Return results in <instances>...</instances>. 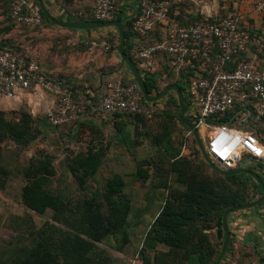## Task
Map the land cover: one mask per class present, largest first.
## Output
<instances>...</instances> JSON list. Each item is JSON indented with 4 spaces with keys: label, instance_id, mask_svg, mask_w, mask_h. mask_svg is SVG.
<instances>
[{
    "label": "rangeland",
    "instance_id": "374dc122",
    "mask_svg": "<svg viewBox=\"0 0 264 264\" xmlns=\"http://www.w3.org/2000/svg\"><path fill=\"white\" fill-rule=\"evenodd\" d=\"M13 1L0 0V38L16 26L30 31L36 29L16 24L11 19ZM236 2L238 0H181L179 4L187 14H200L204 18L203 12L207 11L212 14V19L218 20L235 13L233 6ZM85 8L90 14L92 7ZM0 45L13 47L6 42H0ZM175 81L174 76L163 74L158 81L159 91ZM169 93L157 105L142 107L147 111L143 113L142 122L132 123L124 118L126 127L122 131L116 130L119 119L93 112L57 128L48 125L42 117L27 123L26 129L19 128L22 114L26 113L23 109L3 113V121L11 124L13 129H5L6 135L0 138V264H29L34 253L42 254L43 258L54 253L55 257L62 246L67 248L77 234L82 200H94L101 206L102 213L107 211L104 188L114 175H119L124 181V194L131 203L124 229L128 244L118 252L113 239L107 238L95 245L91 256L100 258L104 264H132V260L137 259L139 250L132 252V238L137 242L142 240L167 195V190L158 186L167 181L171 189L180 188L175 184L174 176L167 175L169 158L155 144L154 137L170 133L174 148L181 149L180 154L188 156L195 151L194 145L184 140L185 127L178 122L180 107L177 96L173 91ZM94 101L96 105L99 98ZM250 125V129L239 130H258L264 136L262 124L250 121ZM16 129L27 133L13 138L9 133L16 134ZM198 132L206 146L208 138L200 130ZM76 155H97L92 161L96 172L84 187L68 168L70 158ZM34 166L39 171L35 180L39 188L35 194H39V190L46 195L43 213L36 212L22 200L24 186L32 181L30 172ZM259 168V164L250 165V169ZM137 170L146 171L149 179L138 178L135 175ZM244 184V198L259 199L252 181L244 180ZM56 202L64 204L60 212L56 210ZM42 239L46 241L45 246L49 242L45 249ZM50 260L44 259V262Z\"/></svg>",
    "mask_w": 264,
    "mask_h": 264
},
{
    "label": "built area",
    "instance_id": "2783aa9c",
    "mask_svg": "<svg viewBox=\"0 0 264 264\" xmlns=\"http://www.w3.org/2000/svg\"><path fill=\"white\" fill-rule=\"evenodd\" d=\"M170 5L167 0H136L128 13L134 18L129 31L140 40L133 52L135 62L143 72L153 73L156 56L164 54L177 75L185 68H198L199 77L190 87L193 96L187 114L208 138L204 148L212 163L221 170H234L263 161L264 137L239 129H250V121L256 124L264 118V68L259 66L264 56V34L251 35L240 26L235 13L214 22H189L185 15L186 23H179V11L171 17ZM255 10L264 11V0L256 4ZM92 14L95 22L113 21L117 14L114 0H96ZM11 19L36 29L43 25L39 7L27 0L12 2ZM156 27L162 41L143 46L141 39ZM90 46L110 49L108 42L92 41ZM107 87L92 112L104 117L147 113L141 107L142 94L136 83L126 85L120 79ZM21 92H44L53 98L45 113L52 126L79 118L89 104L76 102L71 87L46 74L37 57L0 48V99L11 100ZM230 113L234 115L228 120Z\"/></svg>",
    "mask_w": 264,
    "mask_h": 264
},
{
    "label": "trees",
    "instance_id": "16d2710c",
    "mask_svg": "<svg viewBox=\"0 0 264 264\" xmlns=\"http://www.w3.org/2000/svg\"><path fill=\"white\" fill-rule=\"evenodd\" d=\"M167 1L171 4V17H173L176 10L179 11V16L176 17L179 23H186L183 19L185 15L189 17V22L204 19L201 16L187 14L184 11L183 6L173 0ZM114 2L117 8V14L114 17V20L122 21L125 29L126 40L124 51L142 73L149 95L154 96L160 92L158 89V81L163 74L172 75L177 79L173 84H177L184 95H186L187 92L189 93L190 96L187 97L186 95V97L191 104L193 94L190 87L193 84V81L198 79V73H200L199 69L197 68L194 70L192 68H185L177 75L172 68L168 66L167 57L164 54H159L156 56L155 60L161 63V68L154 70L153 73L143 72L140 66L135 62L133 56V52L136 48H130L127 43L131 36L129 29L134 18H132V16L122 17V15L126 14L130 8H128L125 3L120 4L116 1ZM30 5L37 6V3L35 0H30ZM93 8L91 9L90 16H79L78 19L86 22H95L92 14ZM11 12L12 3L10 6V17ZM41 16L43 24L54 25L48 21L42 13ZM208 20L214 22L212 19ZM250 34L255 35L259 33L250 32ZM141 40L143 46L162 41L160 29L156 27ZM0 48L9 47L0 45ZM9 49L19 53L11 47ZM130 51H133L132 54ZM242 57H245V55ZM261 59H264V56ZM259 66L260 68H264L261 62ZM121 80L123 84L126 85L135 84L133 77L130 81L125 79ZM70 87L73 91V98L76 102H89L87 112L79 118L71 121L74 122L88 116L89 113H92L91 108L94 106L93 102L95 101L90 102L85 95L77 93L78 90L76 86L70 84ZM169 95L170 93L165 97H168ZM157 104L158 102L146 103L142 97L141 107H152ZM3 115L4 114L0 112V138L6 135L4 134L5 129H7V131L13 129L11 124L3 121ZM233 115V113H230L227 116V119L230 120ZM143 116L142 113L113 116V119L116 118L120 120L117 122L118 126L116 127V130L122 131L126 127V120H124V118L132 121V123H138L143 121ZM36 120L38 119H34L29 113H23L22 119L20 120L21 124L19 122V128L26 129L27 123H33ZM256 124H262L264 128V118L256 122ZM60 126L52 127L57 128ZM15 132L16 134H14V132L9 133L10 136L13 138L18 136L23 137L27 133L25 130L24 132L23 130L18 132L17 129ZM183 137L184 140H189L194 145L195 151L190 152L193 154L188 156L180 154L181 149L174 148L170 133L154 137L155 144L163 149L169 158L167 162V175L174 176V182L180 188L171 189V187L167 185V181L158 186L159 188L167 190V195L164 198L158 213L151 220L142 240L137 242L132 238V252L136 253L139 250L138 257L145 264H214L220 254L223 243L224 234L222 231L221 220L224 213L231 208L248 204L253 201V199L246 200L243 196L242 189H245L246 186L244 180L252 181L257 194H262L260 185L255 183V180L249 175L240 174L222 176L212 170L203 160L193 136H187L186 129L184 130ZM96 156L97 155H76L69 160L68 168L72 174L78 177L81 187H84L86 181L92 178L96 172L95 167L92 164V161ZM259 166V169H263L264 167L261 164H259ZM250 170L254 172L258 169ZM38 173V167L34 166V170L30 172V178H32V181H29L28 185L24 186L22 200L28 207H31L36 212L43 213L46 207V195L39 190L37 192L39 194H35V191L39 188L38 182L35 181L36 178H38ZM135 175L142 180L149 179V174L146 171L137 170ZM124 186V181L119 175H114L107 181L103 194V198L108 204L105 213L101 212V206L94 200H82L80 204L81 215L79 218L77 234L73 237V240L67 248L62 246L55 257L54 253H49L44 258L42 257V254L34 253L30 257L31 262L29 264H104L100 258H93L91 252L96 244L103 242L107 238L113 239L115 249L120 252L123 247L128 244L124 229L131 211V203L124 194ZM56 205V210L60 212L64 204L62 202H56ZM211 224H213V227ZM211 227L212 229H216L215 235H209L210 230H212ZM42 244L45 249L49 242L45 246L46 241L42 239ZM160 248H164L165 251L160 250ZM52 257H54V259H52ZM44 259L51 260L48 263H45Z\"/></svg>",
    "mask_w": 264,
    "mask_h": 264
},
{
    "label": "crops",
    "instance_id": "0c3cea01",
    "mask_svg": "<svg viewBox=\"0 0 264 264\" xmlns=\"http://www.w3.org/2000/svg\"><path fill=\"white\" fill-rule=\"evenodd\" d=\"M27 1L30 3V0ZM114 1L120 4L125 3L130 8L122 17L133 11L136 4V0ZM180 1L178 0L177 3L179 4ZM259 1L238 0L234 3L233 8L243 29L264 34V11L255 10ZM43 2L54 18L67 23L86 22L78 18L79 16H89L85 7L93 8L94 5V0H43ZM203 15L206 17L204 19H212V14L207 11L203 12ZM92 41L98 44L108 42L110 49L104 50L99 46L91 47ZM0 42L11 44L13 46L11 48L22 55L37 57L45 73L65 81L69 86L70 84L76 86L77 93L85 95L90 102L103 97L108 91L107 86L110 82L120 79L132 80L130 71L122 63L117 52L119 36L115 27L79 30L62 28L55 24H43L41 28L30 31L16 26L14 30L5 32L1 36ZM127 43L130 48H136L140 44V40L131 35ZM132 52L130 51L131 54ZM259 62L264 67V59L260 58ZM160 64L155 60V70L161 68ZM186 95L190 96L188 92ZM186 95L184 96L187 99ZM52 103L53 98L44 92L33 94L21 92L14 99H0V112L7 114L23 109L34 119L45 118L46 110ZM186 117L191 119L188 114ZM255 132L260 135L257 130ZM251 164L264 166V160L250 163L245 168L250 170ZM254 173L264 184V167ZM255 183L259 184L256 180ZM261 196L262 194L259 195V198ZM227 224L231 238L220 264H264V201L254 208L230 214ZM215 230H210V233L215 235ZM160 250L165 251L164 248H160ZM136 258L132 260V264H145L138 256Z\"/></svg>",
    "mask_w": 264,
    "mask_h": 264
},
{
    "label": "water",
    "instance_id": "95a60500",
    "mask_svg": "<svg viewBox=\"0 0 264 264\" xmlns=\"http://www.w3.org/2000/svg\"><path fill=\"white\" fill-rule=\"evenodd\" d=\"M35 2L37 3V6L39 7L43 16L48 21H50L51 23H53L59 27H62V28L91 30V29H102V28H107V27H115L118 31V36H119L117 52L121 58L122 63L125 64L126 67L128 68V70L130 71L135 83L137 84V86H138V88L142 94L144 101L146 103H155V102H158L161 99H163L169 92H171V91L175 92L177 99H178V102H179V107H180V114L178 117V122L181 125H183L191 133L203 160L209 165V167L222 176L246 174V175H249L252 178H254L260 184L263 193H262V196L258 200H255V201L250 202L248 204L236 206L234 208L227 210L224 213L222 220H221L222 231L224 234L223 243L221 246L220 254L214 263V264H220L222 258L224 257V255L228 249V246L230 243V238H231V233H230V230H229L228 224H227L228 216L234 212H237V211L254 208L264 201V184L261 182L258 175L256 173L246 169V168H237L234 170H221L212 163V161L210 160V158L208 157V155L206 153L204 145L202 144V141H201L200 136H199V132L194 125V120L186 117V114L189 110V102L185 98L183 92L180 90L178 85L173 84V85L167 86L162 91L157 93L156 95H154V96L149 95L147 88H146V85H145L144 78H143L141 72L134 65V62L132 61V59L124 51L126 36H125V29H124L122 21L113 20V21H108V22H79V23L62 22V21L54 18L48 12L43 0H35Z\"/></svg>",
    "mask_w": 264,
    "mask_h": 264
},
{
    "label": "bare ground",
    "instance_id": "6f19581e",
    "mask_svg": "<svg viewBox=\"0 0 264 264\" xmlns=\"http://www.w3.org/2000/svg\"><path fill=\"white\" fill-rule=\"evenodd\" d=\"M201 132H203V131H201Z\"/></svg>",
    "mask_w": 264,
    "mask_h": 264
}]
</instances>
